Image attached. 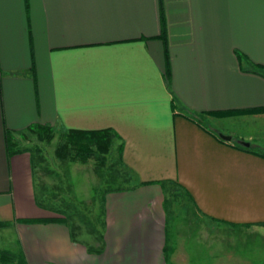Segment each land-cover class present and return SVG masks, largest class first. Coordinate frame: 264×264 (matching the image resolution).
I'll use <instances>...</instances> for the list:
<instances>
[{"label":"crops","instance_id":"0c3cea01","mask_svg":"<svg viewBox=\"0 0 264 264\" xmlns=\"http://www.w3.org/2000/svg\"><path fill=\"white\" fill-rule=\"evenodd\" d=\"M252 64L264 0H0L1 242L25 264H264V112L205 113L264 106ZM36 122L121 145L131 190L103 191L84 233L38 201L30 150L6 154L4 131ZM167 183L220 225H166Z\"/></svg>","mask_w":264,"mask_h":264},{"label":"rangeland","instance_id":"374dc122","mask_svg":"<svg viewBox=\"0 0 264 264\" xmlns=\"http://www.w3.org/2000/svg\"><path fill=\"white\" fill-rule=\"evenodd\" d=\"M60 141L61 134L57 133H52L48 141L39 140L34 133L26 130L15 135L16 144L29 148L32 154L38 201L64 212L68 215L70 226L74 228L72 230L84 233L87 221L83 215L91 218L93 216L91 212H97L98 196L105 190L117 188L130 191L133 180L130 173L118 163L117 153H114L112 146L108 147L102 164L92 159L80 163L67 158L60 159L54 155L53 149ZM160 206L164 210L166 225L190 226L192 236L198 234L194 232L198 227L220 225L196 214L184 192L174 183H167L164 186ZM223 235L224 240H229L232 234L224 229ZM1 241L0 237V249H7V245ZM10 245H13L12 242ZM14 250L13 248V251H9Z\"/></svg>","mask_w":264,"mask_h":264},{"label":"trees","instance_id":"16d2710c","mask_svg":"<svg viewBox=\"0 0 264 264\" xmlns=\"http://www.w3.org/2000/svg\"><path fill=\"white\" fill-rule=\"evenodd\" d=\"M157 37L161 40L163 46V76L164 79L168 78V66L166 61V48H165V30H164V19L162 14L161 6L159 5V32ZM236 57L239 59L240 54L236 53ZM253 71L264 69L260 64H252ZM233 112H264V106L253 107L240 110H224V111H212L205 112L209 115L221 116ZM24 130L34 133L35 137L39 140L48 141L52 137V130L50 126L40 124L38 122L30 124ZM18 132L19 134L23 131ZM114 133L108 128H98V129H76L68 128L61 134V141L56 144L53 149V153L57 158L63 159L67 158L70 161H76L83 163L87 159H92L98 164H102L104 160V155L108 151L111 138ZM4 148L6 154H11L20 150H29L25 146H18L15 142V135L10 131H4ZM221 140V139H219ZM121 145L116 146L117 157L120 155ZM118 189V188H117ZM116 190V189H114ZM63 217L50 216L46 218H35L26 219L24 221H58ZM6 222H0V226L5 225ZM0 264H25L22 254L19 252H11L7 249H0Z\"/></svg>","mask_w":264,"mask_h":264},{"label":"water","instance_id":"95a60500","mask_svg":"<svg viewBox=\"0 0 264 264\" xmlns=\"http://www.w3.org/2000/svg\"><path fill=\"white\" fill-rule=\"evenodd\" d=\"M218 137L220 139H223V140H228L229 139V136L228 135H223V134H219V133H218ZM242 144L243 145H247L246 142H243Z\"/></svg>","mask_w":264,"mask_h":264}]
</instances>
